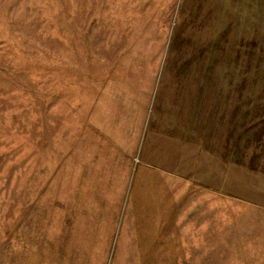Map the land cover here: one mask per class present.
<instances>
[{"label": "rangeland", "instance_id": "obj_1", "mask_svg": "<svg viewBox=\"0 0 264 264\" xmlns=\"http://www.w3.org/2000/svg\"><path fill=\"white\" fill-rule=\"evenodd\" d=\"M193 95L225 167L177 185L209 193L192 264H264V0H0V264H123L145 133Z\"/></svg>", "mask_w": 264, "mask_h": 264}, {"label": "crops", "instance_id": "obj_2", "mask_svg": "<svg viewBox=\"0 0 264 264\" xmlns=\"http://www.w3.org/2000/svg\"><path fill=\"white\" fill-rule=\"evenodd\" d=\"M184 65L179 64L177 67L187 68L186 70L189 68L201 70L203 66L198 63ZM205 66L209 68L208 64ZM199 99V95L190 96L185 105L177 109L181 112L163 114L162 120L153 124L151 139L146 140L148 141L146 145L145 133L142 141L145 147L141 149L145 148L151 156L149 161H142V163L140 161L141 165L138 166L137 173L132 176L133 188L128 193L129 206L126 210V220L116 245L117 262L123 264H192L194 261L192 260V240H188L185 232L190 228L188 216L197 214L194 211L198 207L199 214L202 215L203 199L206 200L209 193L178 190L177 185L203 181L186 176L200 174L199 161L201 159L206 163L210 162V159L212 162L216 160V166L218 169L221 168V178H218L217 183L223 181L225 167L224 160L220 163L215 155V149L213 151L208 146L209 140L205 126L208 124L210 113L204 111ZM186 107H188L187 112H185ZM183 112L185 116L182 115ZM220 116L224 120V111ZM217 119L219 122V115L216 116V121ZM216 141L219 140L216 139ZM239 149L240 147L237 149V155L235 151L233 152L235 156L229 162L232 166L239 162ZM211 156L214 158H210ZM216 172L219 174V170ZM217 193L219 192L216 191ZM182 220L184 235L178 238L177 231L181 228L178 223ZM199 258L200 263L208 262V256ZM241 261V256L236 255L220 263L237 264L239 262L241 264ZM243 261L244 264H255L256 257L249 255L244 257ZM257 264H262V262L259 261Z\"/></svg>", "mask_w": 264, "mask_h": 264}]
</instances>
